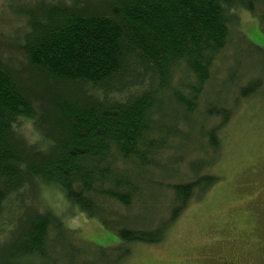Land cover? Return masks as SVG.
I'll return each instance as SVG.
<instances>
[{
	"label": "trees",
	"instance_id": "16d2710c",
	"mask_svg": "<svg viewBox=\"0 0 264 264\" xmlns=\"http://www.w3.org/2000/svg\"><path fill=\"white\" fill-rule=\"evenodd\" d=\"M38 9L18 57H0V264H123L132 246L161 243L218 181L208 170L219 130L239 100L264 95V49L235 30L244 9L264 36V0H59ZM237 45L260 62L258 73L239 74ZM217 63L224 78L230 71V106L214 90ZM200 116L212 123L183 152L184 127ZM180 163L177 179L168 173ZM43 185L111 232L113 245L34 207Z\"/></svg>",
	"mask_w": 264,
	"mask_h": 264
},
{
	"label": "rangeland",
	"instance_id": "374dc122",
	"mask_svg": "<svg viewBox=\"0 0 264 264\" xmlns=\"http://www.w3.org/2000/svg\"><path fill=\"white\" fill-rule=\"evenodd\" d=\"M55 1L59 0H0L1 58L14 60L18 57V45L30 18L35 16L32 13L39 10L40 2L43 5ZM237 13L235 30L264 49L258 19L244 9ZM237 47H233L232 53L241 66L239 74L251 68L258 73L260 62L248 52L238 55ZM228 65H231L230 60ZM217 69L220 71L213 75V82L217 79L214 90H223L222 100L230 106L227 96L232 91L233 81L226 80L230 71L224 78L225 67L217 63L215 71ZM224 82L226 85L222 86ZM211 98L214 104L216 98ZM209 123L212 122L200 116L186 125L187 140L180 142V149L193 152L199 146L201 133L209 129ZM23 130L29 142L39 139L30 121H25ZM218 140V158L208 170L219 178L218 181L208 191L197 193L191 199L161 243L132 246L123 264H264V95L239 100L229 122L219 130ZM191 158L188 157L186 163ZM186 163L171 168L168 174L181 179ZM162 193L160 203L166 199ZM19 199L22 204L30 203L26 192H22ZM31 202L38 210L62 213L66 224L78 232V237L102 247H110L115 241L111 232L70 205L56 187L43 185ZM164 203L167 206V202ZM17 204L21 203L14 201L13 211Z\"/></svg>",
	"mask_w": 264,
	"mask_h": 264
}]
</instances>
